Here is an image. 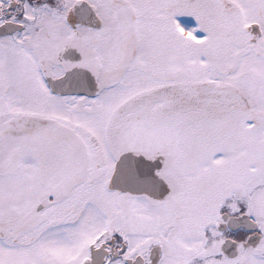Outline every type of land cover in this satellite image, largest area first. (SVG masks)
Segmentation results:
<instances>
[{"label":"snow or ice","instance_id":"snow-or-ice-1","mask_svg":"<svg viewBox=\"0 0 264 264\" xmlns=\"http://www.w3.org/2000/svg\"><path fill=\"white\" fill-rule=\"evenodd\" d=\"M0 264H264V0H0Z\"/></svg>","mask_w":264,"mask_h":264}]
</instances>
